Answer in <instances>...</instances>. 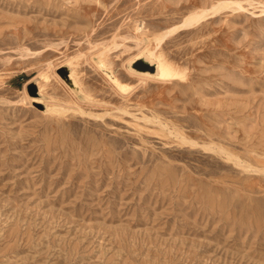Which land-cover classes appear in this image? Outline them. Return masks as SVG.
<instances>
[{
	"label": "rangeland",
	"instance_id": "rangeland-1",
	"mask_svg": "<svg viewBox=\"0 0 264 264\" xmlns=\"http://www.w3.org/2000/svg\"><path fill=\"white\" fill-rule=\"evenodd\" d=\"M234 1L0 0V264H264V0Z\"/></svg>",
	"mask_w": 264,
	"mask_h": 264
},
{
	"label": "bare ground",
	"instance_id": "bare-ground-1",
	"mask_svg": "<svg viewBox=\"0 0 264 264\" xmlns=\"http://www.w3.org/2000/svg\"><path fill=\"white\" fill-rule=\"evenodd\" d=\"M236 1V0H235ZM234 1V2H235ZM238 3V2H237ZM225 4V3H224ZM236 4V3H235ZM218 5V4H217ZM231 5V4H230ZM229 6V5H228ZM227 6V7H228ZM238 6H239V4H238ZM240 6H241V4H240ZM220 7H218V9H219ZM206 9V8H205ZM203 11H206V10H203ZM208 11H209V8H208ZM202 13V12H201ZM200 13V14H201ZM191 13L188 15L189 17L186 19H184V24L182 23V25H188V24H190L191 22H193V21H191V20H193V19H195V18H197L196 16H198L199 14H195L194 13V15L192 14L191 16ZM202 15V14H201ZM210 15V14H209ZM200 16V15H199ZM198 16V17H199ZM199 19V18H198ZM202 19V18H201ZM200 20V19H199ZM194 21H196V20H194ZM174 29H176V28H173V30L172 31H174ZM171 30V29H170ZM171 32V31H170ZM169 32V33H170ZM168 33V32H167ZM157 39L159 40V37H157ZM161 42V41H160ZM159 43V42H158ZM110 51V50H109ZM148 54H149V56H150V58L152 59V64L151 65H149V64H139L138 66H134L133 64L130 66L131 67V69L133 70V71H140V72H145V73H155V74H157V75H159L160 77H158V78H164V79H175V78H179V72L176 70V69H174L172 66H170L169 64H167L165 61H163V60H161V59H159V58H155L156 56H155V54H153V53H147L146 55L148 56ZM146 56V57H147ZM71 70V69H70ZM74 70V69H73ZM69 78H71L72 80H74L73 79V76H72V74H71V72L69 71ZM43 76V74L41 75V77ZM36 79V78H35ZM37 80H38V78H37ZM113 80L120 86V87H124V84L122 85V84H120V81H118V79L115 77V76H113ZM29 81V80H28ZM33 81V80H32ZM75 81V80H74ZM31 82V81H30ZM33 85H36L35 86V92H38V93H40L41 92V89H40V86L36 83V82H33L32 83ZM28 88V87H27ZM37 97V96H36ZM39 98V100L41 99V94H40V96H38ZM152 120V119H151ZM148 121V120H147ZM160 121V120H159ZM160 123H162L161 121H160ZM171 132H172V130H170ZM217 145V144H216ZM221 151V149L219 150V152ZM240 162V161H239ZM242 164V163H241ZM251 165V164H250ZM245 166H247L248 167V164H246ZM246 167V168H247ZM249 169H250V166L248 167Z\"/></svg>",
	"mask_w": 264,
	"mask_h": 264
},
{
	"label": "water",
	"instance_id": "water-1",
	"mask_svg": "<svg viewBox=\"0 0 264 264\" xmlns=\"http://www.w3.org/2000/svg\"><path fill=\"white\" fill-rule=\"evenodd\" d=\"M29 91L30 93H33L35 91V86L29 85Z\"/></svg>",
	"mask_w": 264,
	"mask_h": 264
}]
</instances>
